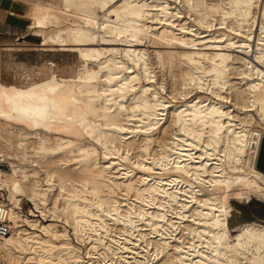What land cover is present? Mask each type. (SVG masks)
I'll list each match as a JSON object with an SVG mask.
<instances>
[{
	"label": "bare ground",
	"instance_id": "bare-ground-1",
	"mask_svg": "<svg viewBox=\"0 0 264 264\" xmlns=\"http://www.w3.org/2000/svg\"><path fill=\"white\" fill-rule=\"evenodd\" d=\"M27 17L41 50L81 64L0 80L5 263L264 264V222L229 224L232 200L264 198V130L251 128L264 125V0L31 1ZM162 41L185 50L153 49L154 62L145 45ZM61 127L83 138L40 131ZM55 153L65 158L37 168Z\"/></svg>",
	"mask_w": 264,
	"mask_h": 264
},
{
	"label": "rangeland",
	"instance_id": "rangeland-1",
	"mask_svg": "<svg viewBox=\"0 0 264 264\" xmlns=\"http://www.w3.org/2000/svg\"><path fill=\"white\" fill-rule=\"evenodd\" d=\"M31 1H41L43 3L50 1V2L59 4V0H27L26 5H25V11L30 6ZM28 32L30 35L26 39L31 42L25 41V42H22L23 45L22 44L17 45L18 48H21L20 46L25 47L23 49L24 51H22V53L19 54L18 58L15 59L16 61H14V63L11 66H7L8 67L7 74L9 76H6L5 79L13 81L10 83H14V84L21 85V86L29 85L32 82L42 81V79L44 80L45 78H47L50 73V70H49L50 64L48 62L49 59L55 61L57 65L55 68L59 75L74 76L76 74L81 64V59H80L78 52L71 50V49H59L56 51L41 50L39 47V43L41 42V37L34 35L30 27L28 28ZM165 43L166 42L162 41V42L153 43V45L152 43H147V45L149 46L145 45V47H147L149 50L152 51V52L151 51L149 52L151 54L150 55L151 59L154 62L157 60V58L155 56L156 54H155V51H153V49L155 50L157 48L156 50H161L162 48L163 50H165L164 48L166 47V50L168 49L174 52H179L181 51V49L185 50L184 47L178 44H174V43L165 44ZM170 47L172 50L170 49ZM182 68H184V66L179 68L178 66L175 65L170 70H172L174 73H179L182 71ZM170 70L167 67L166 69L160 66L156 68L157 75H160L157 77L159 81H161L163 84L165 83L164 85L168 89L167 90L168 92L169 91L171 92L172 85H173V81L169 73ZM156 86H159V85L156 84ZM171 95L173 96L174 94L171 93ZM171 95H169V97ZM175 100L176 99H173V101ZM258 121H259V118H258ZM251 128L253 129L257 128V129L264 130V125L259 122H254ZM40 131H46L45 133L47 134H51L53 132L66 134L76 139L83 138V136L79 134V132L73 127H69L66 131H65V128L63 127L58 128V129L53 128L51 131H47L44 129ZM31 139H35V134L31 135ZM99 150L102 151L100 147H99ZM61 158H65V155L58 154V153L51 154V155L49 154L46 159L44 158L40 160V164L37 165V168H40L41 165L43 167H48V166L54 167L56 163L61 162L60 161ZM75 163L76 161L73 160L69 163L68 166H66V168L65 167L64 168L70 169L72 175H74L77 178H80L83 174L80 172L79 169L76 168ZM5 169H9L8 162H6ZM41 173L43 172L41 171ZM232 204L234 206V210H233V215L229 219V224L231 227L234 225H238L242 222H246V221L264 222L263 220L264 219V198L261 200L254 198L250 202L232 200ZM32 207H33L32 203L28 199L24 198L22 202L23 211L27 214H30L29 210ZM32 217L40 218L41 220H44V218L40 215L39 217L38 216H32ZM258 217H262V219H259ZM57 222H59L60 224L66 225V223L62 220L57 221ZM26 226L29 227L28 225ZM67 226L69 228V232L74 242L82 246V249H83L82 253L86 255V247L83 244H81L80 241L76 240V238L72 234V228L69 225ZM0 264H7L5 263V260L4 258L1 257V255H0Z\"/></svg>",
	"mask_w": 264,
	"mask_h": 264
},
{
	"label": "crops",
	"instance_id": "crops-1",
	"mask_svg": "<svg viewBox=\"0 0 264 264\" xmlns=\"http://www.w3.org/2000/svg\"><path fill=\"white\" fill-rule=\"evenodd\" d=\"M26 2L27 0H0V80L8 83L13 81L5 79L9 76L7 66H11L24 51L25 47L18 48L17 45L27 42L26 38L30 35V20L27 17L29 7L25 11ZM6 45H15V48H8Z\"/></svg>",
	"mask_w": 264,
	"mask_h": 264
},
{
	"label": "built area",
	"instance_id": "built-area-1",
	"mask_svg": "<svg viewBox=\"0 0 264 264\" xmlns=\"http://www.w3.org/2000/svg\"><path fill=\"white\" fill-rule=\"evenodd\" d=\"M6 162L0 160V167L5 168ZM14 224L9 216L8 200L0 193V237L8 235L12 232Z\"/></svg>",
	"mask_w": 264,
	"mask_h": 264
},
{
	"label": "water",
	"instance_id": "water-1",
	"mask_svg": "<svg viewBox=\"0 0 264 264\" xmlns=\"http://www.w3.org/2000/svg\"><path fill=\"white\" fill-rule=\"evenodd\" d=\"M258 167L264 171V136L262 138L261 149L258 158Z\"/></svg>",
	"mask_w": 264,
	"mask_h": 264
}]
</instances>
